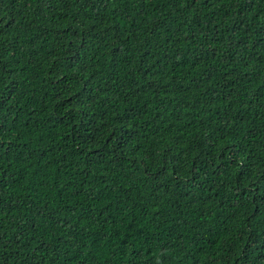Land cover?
I'll return each instance as SVG.
<instances>
[{
    "label": "trees",
    "instance_id": "1",
    "mask_svg": "<svg viewBox=\"0 0 264 264\" xmlns=\"http://www.w3.org/2000/svg\"><path fill=\"white\" fill-rule=\"evenodd\" d=\"M0 264H264V0H0Z\"/></svg>",
    "mask_w": 264,
    "mask_h": 264
}]
</instances>
